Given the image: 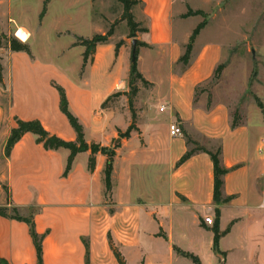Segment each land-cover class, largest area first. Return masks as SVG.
I'll return each mask as SVG.
<instances>
[{
	"label": "crops",
	"instance_id": "1",
	"mask_svg": "<svg viewBox=\"0 0 264 264\" xmlns=\"http://www.w3.org/2000/svg\"><path fill=\"white\" fill-rule=\"evenodd\" d=\"M136 1L142 7L136 22L142 21L145 29L135 36L141 43L136 66L148 85L138 84L132 98L135 128L128 138L118 133L131 124V114L123 122L112 98L102 107L113 93L127 91V42L116 49L110 36L96 45L85 65L84 47L74 45L81 47V61L64 65L33 54L28 45L31 32L24 24H16L13 33L17 28L27 32L21 42L29 46L28 53L9 50L6 41L0 54V208L6 209L0 214V257L8 264H37L29 224L12 218V209L30 220L42 237L43 264H118L109 237L126 264L130 251L138 264H150L153 258L157 264L188 258L175 248L196 256L200 264L205 259L211 264H264V155L247 125L231 127L225 102L205 105L195 94L213 75L221 47L199 43V32L188 63L182 65L178 60L199 22L190 28L185 23L194 15L184 16V6L174 5V0ZM11 2L0 0L10 24ZM57 87L63 89L88 145L108 147L119 139L107 193V157L99 151L93 154L92 170L91 151L77 153L65 176L69 150L45 149L32 133H25L5 153L14 118L36 119L49 134L75 140L60 109ZM123 112L126 116L127 110ZM171 123L178 125L179 135L170 134ZM190 132L220 141L221 163L228 169L221 189L226 202L213 200V165L207 153L196 152L176 166L190 148L185 136ZM205 216L213 223H205Z\"/></svg>",
	"mask_w": 264,
	"mask_h": 264
},
{
	"label": "rangeland",
	"instance_id": "2",
	"mask_svg": "<svg viewBox=\"0 0 264 264\" xmlns=\"http://www.w3.org/2000/svg\"><path fill=\"white\" fill-rule=\"evenodd\" d=\"M43 1L12 0L9 14L14 23L11 24L7 21L6 7L0 10V54L4 52L7 40L14 38L21 41L13 33L16 24H24L31 32L28 45L34 55L64 65H77L81 61V47L74 44L95 34L103 35L110 28L113 41L116 44L127 42L132 50L129 30L122 19L123 8L117 0H51L40 20ZM136 5L131 8L135 21L142 8ZM174 5L184 6L186 14L188 11H202L203 15H194L195 18L187 20L185 25L190 28L205 19L199 43H216L221 47L222 56L218 65L223 67L219 77L212 80L211 76L197 86V99L202 97L205 105L214 100L225 102L229 107L230 121L247 125L251 136L257 138L259 152L264 155V0H174ZM138 23L142 28L143 22ZM8 24L12 29L7 32ZM151 71L157 73L154 68ZM138 84L142 83L137 81ZM126 89L129 92L128 85ZM112 101L117 112L122 113V121L128 122L131 113L127 97L113 96ZM124 110H127L126 116ZM186 135L199 146L212 151L220 145L218 139L198 133ZM112 145L113 142L108 146L110 151ZM189 146L192 148L194 145ZM126 256L127 264L139 263L132 251L127 252ZM150 261V264H157L154 258ZM204 263L211 264L208 259ZM165 264L193 263L189 258H179Z\"/></svg>",
	"mask_w": 264,
	"mask_h": 264
},
{
	"label": "trees",
	"instance_id": "3",
	"mask_svg": "<svg viewBox=\"0 0 264 264\" xmlns=\"http://www.w3.org/2000/svg\"><path fill=\"white\" fill-rule=\"evenodd\" d=\"M123 8L122 12V19L126 21L129 33L128 37L129 38H135L136 33L139 31H145L144 28L139 27V23L136 22L133 19V15L131 14V8L137 4L136 0H117ZM49 2V0H44L43 1V8L41 15L45 12L46 5ZM203 15L202 11L197 10V11H188V13L184 16L188 15ZM206 21L205 19L199 22L195 28L192 30L191 35L189 37V42L185 46L184 53L182 56L179 58V62L182 65H185L188 63L189 57H190V52L192 50V43L195 39V37L198 35L200 30L205 26ZM113 31L112 28H110L105 34H95L93 35L90 39H81L78 43L74 45H81L84 47V52L82 53V61L83 65L87 62L89 59L90 54L94 52V49L97 44H103L108 42L109 37L112 35ZM121 45V42L116 44V49ZM141 45L139 41H136L135 45V53L130 54V65H129V75H128V80H127V85L129 87V92H115L112 95H110L102 104V107H104L113 96H120V95H126L127 96V101L129 104V109L131 113V124L125 129V131L121 132L119 131L118 136L119 138H128L131 131L135 128L134 125V119H135V114L132 110V98L135 96V94L138 91L137 87V81H140L143 85H148V82L141 76V74L137 70L136 62H137V47ZM8 48L11 51H24V52H29V46L26 43H23L17 39H10L8 41ZM223 65L219 64L215 68L213 75H212V80H215L219 77V73L222 69ZM2 80L1 76V66H0V82ZM59 95H60V109L61 111L65 114L67 117L71 127L74 129L76 138L74 141H65L63 139L58 138L55 135L49 134L41 125V123L34 119V120H21L18 118H14L15 125L12 127L9 131L8 138L6 140L5 144V153L8 154L12 146L25 134V133H32L36 136V142L41 143L45 149H51V150H56L59 148H64L69 150V155L66 160L65 168L63 171V176L67 175L69 172L74 156L79 153V152H84L86 150H90L92 156L89 158L88 162V168L92 170L94 168V157L93 154L96 152H101L102 154L106 155L107 161L105 164L104 168V186H105V191L106 193L110 191L111 189V171H112V162H113V157H114V149L111 151L109 150L108 147H103L99 146L97 144H90L88 145L85 140H84V133H83V127L82 125L78 122L77 118L69 111L68 109V103L67 99L65 96V93L62 88L57 87ZM196 94V91H195ZM209 105V103H208ZM258 106L262 108V104L258 102ZM263 110V109H262ZM264 111V110H263ZM239 123L237 121H232L231 122V127L234 128L238 125ZM186 143L193 144L194 146L192 148H189L176 162V166L180 165L183 163L185 160H187L190 156H192L196 152H205L209 155L212 165H213V179H214V186H213V200L216 203H223L228 200V198H222L221 196V189L223 186V178L224 175L228 172V169L224 167L221 163V145H218L215 151L206 149L202 146H199L198 143L195 141H192L189 139V137L186 136ZM118 144L114 145L113 148H116ZM5 208H0V214L5 215ZM12 218L18 219V220H23L26 223L29 224V230H30V235L32 237L35 249H36V257H37V264H43L42 263V251H41V239L42 237L39 236L33 228L32 222L30 220H27L25 218H21L18 216L17 211L15 209H12L11 211ZM218 240V234L215 232L214 234V247L216 246ZM110 248L112 249V252L114 254V257L116 258V261L118 264H126L124 258L116 250L112 243L111 240H109ZM176 251L181 253L183 256L188 257L192 260L194 264H200L198 258L194 255L184 253L182 251H179L177 248H175ZM0 264H8L4 259L0 257ZM142 264V263H141Z\"/></svg>",
	"mask_w": 264,
	"mask_h": 264
},
{
	"label": "built area",
	"instance_id": "4",
	"mask_svg": "<svg viewBox=\"0 0 264 264\" xmlns=\"http://www.w3.org/2000/svg\"><path fill=\"white\" fill-rule=\"evenodd\" d=\"M160 110H163V107L160 108ZM169 132L171 135H179L181 133L178 125L176 123H171L169 126ZM204 222L207 224H212L213 219L210 216H205L204 217Z\"/></svg>",
	"mask_w": 264,
	"mask_h": 264
},
{
	"label": "bare ground",
	"instance_id": "5",
	"mask_svg": "<svg viewBox=\"0 0 264 264\" xmlns=\"http://www.w3.org/2000/svg\"><path fill=\"white\" fill-rule=\"evenodd\" d=\"M15 36L19 38L20 40H26L28 37L27 32H25L23 29L17 28L14 32Z\"/></svg>",
	"mask_w": 264,
	"mask_h": 264
},
{
	"label": "water",
	"instance_id": "6",
	"mask_svg": "<svg viewBox=\"0 0 264 264\" xmlns=\"http://www.w3.org/2000/svg\"><path fill=\"white\" fill-rule=\"evenodd\" d=\"M135 45H136V39L133 38L132 41H131V46H132V50H131V52H132V54L135 53ZM118 141H119V139H117V141H115L114 144H116Z\"/></svg>",
	"mask_w": 264,
	"mask_h": 264
}]
</instances>
